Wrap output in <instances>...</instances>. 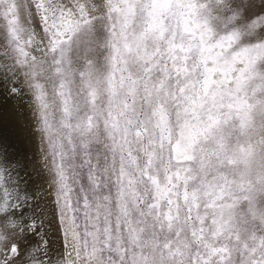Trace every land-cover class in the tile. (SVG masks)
<instances>
[{
	"label": "snow or ice",
	"instance_id": "obj_1",
	"mask_svg": "<svg viewBox=\"0 0 264 264\" xmlns=\"http://www.w3.org/2000/svg\"><path fill=\"white\" fill-rule=\"evenodd\" d=\"M22 104L0 264H264V0H0Z\"/></svg>",
	"mask_w": 264,
	"mask_h": 264
},
{
	"label": "bare ground",
	"instance_id": "obj_2",
	"mask_svg": "<svg viewBox=\"0 0 264 264\" xmlns=\"http://www.w3.org/2000/svg\"><path fill=\"white\" fill-rule=\"evenodd\" d=\"M0 141L12 144L17 154L29 163L39 160L38 140L32 132V121L25 105L19 110L10 105L0 109Z\"/></svg>",
	"mask_w": 264,
	"mask_h": 264
}]
</instances>
